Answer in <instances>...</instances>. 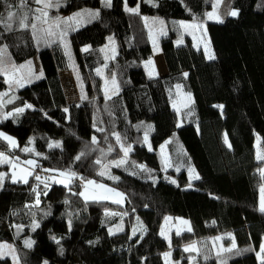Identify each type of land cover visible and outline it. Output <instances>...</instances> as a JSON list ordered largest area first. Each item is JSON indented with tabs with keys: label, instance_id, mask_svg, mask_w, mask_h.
<instances>
[{
	"label": "trees",
	"instance_id": "1",
	"mask_svg": "<svg viewBox=\"0 0 264 264\" xmlns=\"http://www.w3.org/2000/svg\"><path fill=\"white\" fill-rule=\"evenodd\" d=\"M50 3L46 22L69 28L70 55L36 25L41 3L0 0V133L19 144L12 149L0 137V153L34 160L40 172L59 171L75 182L64 187L36 175L26 183L12 182L10 165L0 161V244L14 248L19 264H165L168 251L175 264H187L186 245L233 233L238 246L226 253L229 262L264 264L256 254L264 241L259 208L264 159L255 148L259 138L264 156V0H111L110 7L104 0ZM137 6V13L126 10ZM85 10L99 16L89 17ZM212 12L219 21L209 19ZM22 19L29 27H20ZM152 19L204 24L213 58L189 36L176 45L178 34L169 31L160 41L167 74L149 76ZM35 60L34 81L11 88L7 73L33 68ZM71 64L84 88L82 99L73 103L61 78ZM101 70L117 81V95L106 97ZM180 87L193 102L179 116L173 103ZM165 143L168 170L158 152ZM125 148H130L127 156ZM191 167L199 180L187 190ZM80 181L120 191L124 205L84 200ZM166 216L191 224V231L172 237L171 246L160 235ZM137 217L146 232L133 237ZM119 221L124 231L111 235L110 226ZM0 264L15 263L0 255ZM197 264L218 261L199 258Z\"/></svg>",
	"mask_w": 264,
	"mask_h": 264
},
{
	"label": "rangeland",
	"instance_id": "2",
	"mask_svg": "<svg viewBox=\"0 0 264 264\" xmlns=\"http://www.w3.org/2000/svg\"><path fill=\"white\" fill-rule=\"evenodd\" d=\"M49 2H51V0H42L41 6L40 8H38V10L40 11H37L38 14L36 15L35 23L38 26H43L42 31L45 32V34L48 35V37L52 35V40H56L60 42L61 45L65 48V52L67 53V55H70V46L68 43V39L66 37V31L69 28H66L64 22L63 25L48 24L46 22L49 15V10H48L49 7H45V4ZM44 12L47 13V16L43 14ZM212 14H213L212 18L209 19L211 21H219L218 14L216 12H212ZM37 17H39V19H37ZM82 17L84 18V15ZM85 18L88 19L89 17L88 18L85 17ZM152 21L153 24H150L149 32L153 46L154 57L145 63V68L149 76L155 77L158 75L163 76L167 74V69L165 68V64L163 62V58L161 55L160 41L163 36L169 33V31H173L178 34V37L175 41L176 45L180 46L185 44V37L189 36L192 38L194 42V46L196 48L202 47L206 52V54L208 55V57L212 56L211 53L212 49H210V42L208 39L207 28L205 27L204 24L189 23V22H173V21L164 23L161 20H155V19H152ZM112 43L113 45L109 44L110 45L109 52L111 54L113 53V48L116 49L115 43L114 42ZM38 73H39V65L38 62L35 60L33 68L27 67L23 71L18 70V71L8 72L6 75V82L9 83L11 88L24 87L32 83L34 81L33 79L34 74H38ZM98 75L103 79V91L106 97H113L117 95L119 92L117 81L111 76L107 75L106 70L98 71ZM61 78L63 80V84L69 102L73 103L80 101L84 94V88H83V84L78 80V72L76 65L71 64L70 69L67 70L66 72H63ZM7 94H9V92L4 93L3 97L6 96ZM1 100L2 97L0 96V102ZM192 102H193L192 95L187 91H185L184 88L180 87L178 89V95L176 96V100L173 103V108L177 111V113L180 116L183 110L191 106ZM182 126H183V121L180 117V120L178 122V127H182ZM11 138L16 141L15 147L9 144L10 147L14 149L17 146H19V144L15 138L13 137ZM169 141H167V143ZM260 146H261L260 140L259 138H257L255 143L257 158L258 156H263ZM147 148L151 152L154 151L153 147L149 143H147ZM158 152L162 157L166 170H168L171 162L168 155L166 143L159 148ZM4 157L7 158V162H5L4 158L2 157H0V161L4 163H8L10 165V174L12 177V182H13V177H15V182L25 183L24 182L25 179L29 181L31 177L34 175L40 177V179L42 180H48L50 183H55L57 185L64 187H69L73 182H75V177L64 173H63L64 175H62V172L59 171L46 169L40 172L34 160L21 161L20 159H16L10 156H4ZM29 161H31L32 163H28ZM191 170H192L191 172L190 170L188 171L189 184L185 187V189L187 190L195 189L194 184L199 180L196 178V176L198 175L197 171L193 167H191ZM107 173L104 172L105 175ZM262 173H264V170L262 171ZM113 178L118 179L119 176H113ZM173 181H175V184L177 183L175 179ZM88 182L89 181L79 182V186L81 187L80 190L81 193H83L82 197L84 198V200L103 201V202H111L119 205H124L125 196L117 195V193H121L120 191L103 183H97L95 181H93L94 183H88ZM117 201H119V203H117ZM262 206H264V185H261L259 190L260 210ZM123 231H124V224L122 221L117 222L116 224L110 226L109 228V233L111 235H115ZM189 231H191V224L188 219L183 217H176V216H166L160 228V235L171 246L172 237L174 235H181ZM145 232H146V227L144 223L141 221L139 217H137L132 231V236L133 237H136L138 235L143 236ZM233 244L235 245V247H233ZM237 246H238L237 239L233 233H228L223 237L222 236L216 237L211 240L191 243L189 245H186L185 249L194 247L195 251H187L190 253L189 261L187 264H197V260L199 258H201L204 261L217 259L218 264H231V262H229L230 260L227 257L226 253L236 249ZM262 246H264V241L260 247V250L256 253L257 261L259 263H263L264 261L262 260V258H264V252L261 251ZM0 255L2 258H10L15 264H19L16 257L17 255L16 251L12 246L8 245L7 243L0 244ZM163 257L165 264H175L172 251L166 252L163 255Z\"/></svg>",
	"mask_w": 264,
	"mask_h": 264
},
{
	"label": "snow or ice",
	"instance_id": "3",
	"mask_svg": "<svg viewBox=\"0 0 264 264\" xmlns=\"http://www.w3.org/2000/svg\"><path fill=\"white\" fill-rule=\"evenodd\" d=\"M35 2H36V3H41L42 0H35ZM125 3H126V0H125ZM52 6H53V5H52L50 2L45 4V7H52ZM104 6H105V7H110V6H111V0H104ZM126 10L129 11V12H131V13H137L139 9H138V6H137L136 8H127V7H126ZM38 11H40V10H38ZM85 12H86V14H87L89 17H92V18H96V17L99 16V11L92 12V11H89V10H85ZM43 14H44L45 16H47V13H46V12H44ZM84 14H85V13H78L77 15L80 16V15H84ZM208 15H209V18H212V15H213V14H212V13H209ZM230 15L235 16V15H237V12H236V11H232V12L230 13ZM14 16H15V13L10 11V12L8 13V20L11 21V20L13 19ZM25 19H26V18H25ZM37 19H39V17H37ZM6 26H7L9 29H10V27H11L10 24H9V25H6ZM20 27L27 28V27H29V25H28L27 23H25L24 20L22 19V20L20 21ZM31 27L34 29V28H35V24H32ZM87 50H88L87 48L84 49V51H87ZM210 58H213V57H210ZM0 63H2V61H0ZM3 72H4V69H3V68H0V74H3ZM41 75H42V73H41ZM185 75H187V74H185ZM113 82H114V81H113ZM21 86H23V85H21ZM27 107H31V105H27ZM221 107H222V106H221ZM23 110H24V109H22V108H18V109H16L17 112H22ZM65 111H67V110H65ZM9 115H11V113H9ZM0 137H3V139L6 140V141H8V143L11 144L13 147L16 146V141L13 140L11 137L6 136V135H4L3 133H0ZM116 138H117V140L119 141L120 137H119L118 134H116ZM145 140H147V136H145ZM93 142H94V143L96 142V141H95V138H93ZM230 146H231V145H229V147H230ZM24 151H29V149H24ZM129 151H130V148H125V149H124V155L127 156ZM0 157L4 158V161L7 162V158L4 157V154H3V153H0ZM76 159L79 160L80 157L77 156ZM258 159H264V156H258ZM28 163H32V162L29 161ZM96 163H100V161L98 160V161H96ZM122 163H124L123 160L117 162V166H119V165L122 164ZM141 167H143V166H141ZM191 171H192V170L190 169V172H191ZM62 175H64V174L62 173ZM73 175H74V174H73ZM101 175H103V173H101ZM36 178H37V179H40V177H36ZM196 178L199 179V176L197 175ZM13 182H15V177H13ZM24 182L26 183L27 180L25 179ZM172 182L175 183V181H172ZM88 183H94V182H93V181H89ZM81 195H83V193H81ZM117 195H123V194H121V193H117ZM37 203H39V200H37ZM117 203H119V201H117ZM261 210L264 211V206H262ZM189 230H190V229H189ZM25 245H26L27 247H31V246H32V242L26 240V241H25ZM233 247H235L234 244H233ZM185 251H195V248H194V247L186 248ZM261 251L264 252V246H262ZM166 255H167V254H166ZM258 255H259V253H258ZM262 260H264V258H262ZM44 264H48V262L45 261Z\"/></svg>",
	"mask_w": 264,
	"mask_h": 264
}]
</instances>
